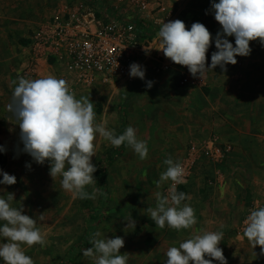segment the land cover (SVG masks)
I'll use <instances>...</instances> for the list:
<instances>
[{
  "label": "rangeland",
  "instance_id": "obj_1",
  "mask_svg": "<svg viewBox=\"0 0 264 264\" xmlns=\"http://www.w3.org/2000/svg\"><path fill=\"white\" fill-rule=\"evenodd\" d=\"M83 1L95 5L97 0H0V26L3 25V20H8L9 25L14 28L17 24L23 28L16 33L12 47H17L25 56H28L26 57L29 63L28 70L36 58V53L30 47L36 26L50 19L60 9L75 8ZM172 2L173 4L170 5H175V1ZM182 2L188 5L185 12L188 10L187 15L190 18L184 23L189 30L195 22L205 25L212 35H217L222 30L214 18L211 8L212 0H182ZM191 4L194 6L189 8ZM19 14L26 17L21 18V21L14 20L13 17ZM147 25L146 27L154 33L150 35L155 37L156 30L153 24ZM226 38L235 46L234 37ZM250 48L252 49L250 56H238L236 65H227L226 72L231 77L236 71L241 72L238 78H234L235 86L226 91L227 94L230 93L235 97L233 106L236 109H232V104L227 102L229 109L225 112L227 117L222 118V123L225 127H229H224L220 132H214L218 137L216 145L221 149L223 158L218 163H211L227 177H243L239 183H236L237 189L242 192L241 199H238V205H236L242 206L240 215L242 222L250 214V210L264 207V45L254 41L250 42ZM42 61L50 66V71L44 77L51 75L64 79L71 91L74 73L67 68L66 64L54 59L43 58ZM211 72L214 78L219 77L217 73H223L219 66ZM225 79H227L226 75L220 83ZM200 90L207 97L214 94L212 88L208 86ZM104 92L108 95L110 91L107 89ZM173 93L176 95L180 92L173 90ZM74 94L77 99L80 97L91 99L96 114L95 123H98L97 116L102 111L101 106H104L103 100L98 96L101 93L95 88L83 87ZM145 97L149 96L145 95ZM148 99L147 111L152 110L143 125L146 131L147 127L152 131L153 145L168 143L172 145L173 143L178 149H188L193 143L190 139L184 138L180 131L174 134L168 133L171 130L170 128L168 130L169 120L179 123L182 120L181 113L179 112L176 118H168L167 111L170 106L163 101L165 99L153 101ZM191 120V117L185 119L190 123ZM134 129L137 130L136 127ZM0 147L4 149L0 152V170L17 179V183L12 186L0 184V197L6 198L7 193H14L15 200L11 202L13 207L18 209L23 207L24 214L33 218H37L40 214L45 216L43 221L37 220V226L44 235L46 243L37 244L31 248L22 246L25 254L31 257L34 264H94L92 258L83 255V250L92 246L89 240L96 232L101 234L97 237L98 239L116 236L124 239L125 245L121 249V254H128L127 264H166V262L156 261L151 250L154 238L167 237L169 227L167 225L164 228L157 227L146 211L148 207L156 206L157 192L164 196L169 194L170 181L161 184L160 187L156 184L161 173L167 168L163 163L164 159H156L155 163L147 167V160H141L135 152L125 151L115 156L114 163L106 170L107 198L101 201L99 193L93 200L73 198L71 193L64 191L60 185L61 177H57L54 182L49 175L48 162L39 165L23 151L24 145L20 136L9 138L7 142L0 141ZM104 154L96 153V156L92 158L95 167ZM172 160L178 162L176 158ZM94 178L96 183L85 188V191L90 194L93 188H99L96 172ZM2 179L3 176L0 175V180ZM209 181L215 180L205 174L203 177H193V181L190 182L191 189L185 191L189 199L182 204H188L192 208L207 206L210 196ZM177 192L181 191L177 190ZM97 215L99 221L95 222L92 218ZM131 217L135 221V227H129L125 231L126 224L131 223ZM195 217L198 222L206 223V216L203 217L201 213L195 214ZM3 223L0 221V227ZM243 228L244 223L230 231H223V238H243L241 249L242 252L243 250L247 252L249 264H264V256L259 254V246L255 250L250 246L243 235ZM170 231L173 236L183 235L182 231L178 232L175 229ZM6 242L0 238V243ZM255 255L261 256L263 261L257 263L252 261L250 257ZM0 264L5 262L0 259Z\"/></svg>",
  "mask_w": 264,
  "mask_h": 264
},
{
  "label": "clouds",
  "instance_id": "obj_2",
  "mask_svg": "<svg viewBox=\"0 0 264 264\" xmlns=\"http://www.w3.org/2000/svg\"><path fill=\"white\" fill-rule=\"evenodd\" d=\"M211 8L214 18L221 26L215 37L217 51L212 53L211 65L207 64L206 54L211 47L213 37L205 25L195 22L190 30L179 19L164 22L157 33L159 51L176 65L186 67L196 78L203 77L208 70L218 66L223 72L227 65H236V57H248L251 54L250 42L258 41L264 45V0H212ZM226 37L235 38V46ZM130 77L145 79V70L141 65H130ZM13 90L12 101L7 108L17 120L20 129V140L23 151L39 165L50 164L49 175L56 181L61 177V188L72 194L73 198L96 199L99 188L92 193L85 191L86 186L94 185V173L97 171L92 163L96 156L94 141L97 134L111 146L119 148L127 145L144 160L148 156L146 142L137 139L136 130L129 126L123 134L116 135L106 128V121L95 123L94 103L88 97L76 98L64 79L47 76L39 79L18 78ZM153 83L147 82L151 88ZM4 149L0 147V152ZM167 166L157 187L171 181L168 195L156 193L157 204L146 209L148 216L159 228L167 227L175 230L190 229L197 223L194 209L182 204L189 199L183 192H177V185L184 183L185 170L179 162L171 158L165 159ZM67 166V170H66ZM31 167V165H27ZM3 179L0 184L12 186L17 183L13 175L0 170ZM14 193L0 197V259L5 264H34L31 257L25 254L22 246L31 248L44 245L45 237L37 226V220L43 221L44 214L33 218L24 214V208H15L11 202ZM243 235L255 250L260 248L264 256V207L253 208L244 220ZM135 227L131 223L126 228ZM101 234H92L89 244L83 250L85 257L92 258L94 264H127L128 254H121L125 245L122 237L98 239ZM223 239L222 232L202 231L179 243L178 247H170L166 252V264H227L223 250L219 247ZM205 257H208L207 259Z\"/></svg>",
  "mask_w": 264,
  "mask_h": 264
},
{
  "label": "crops",
  "instance_id": "obj_3",
  "mask_svg": "<svg viewBox=\"0 0 264 264\" xmlns=\"http://www.w3.org/2000/svg\"><path fill=\"white\" fill-rule=\"evenodd\" d=\"M172 1H175V5L173 6L170 5L173 4ZM164 3L170 8L172 7L173 17L171 21L179 19L185 22L190 18L187 15L188 10L185 12L188 5L182 2V0H164ZM193 6L194 5L191 4L189 8ZM20 15L21 14L14 16V20L21 21V18L26 17L25 15ZM158 17L156 16L154 20L161 19L162 15ZM154 20L153 18L151 19L156 30V36L153 37L154 46L152 52L161 54L162 52L159 51V38L157 33L162 24L164 22H169V20L164 19L162 22L158 23ZM7 21L8 20H3V25L0 26V141L2 142H7L9 138L20 136L17 120L14 114L7 108V105L12 101L13 90L17 86V84L13 82L16 81L18 83V78L21 76L27 79L43 78L44 75L50 71V66L45 64L42 58H35V62H32L33 65H30L31 68L28 70L29 63L26 61V57L28 56H25L17 47H12V43L15 42L16 33L20 31L22 27L17 24L14 28L9 25ZM212 37L213 42L206 54L207 64L209 66L211 65L212 53L217 51L215 47L216 35H212ZM153 67V63H146L143 65L142 68L145 70V79L141 80L139 78L134 84H126L123 81H111L106 83L101 77H98L92 85H87L78 82L74 75L72 81L73 86L71 88L73 93L83 89V87H92L101 93L98 96L103 100L104 106H101L102 111L97 116V121L98 123H101L102 120L106 121V128L108 130H113L116 135L123 134L129 126L132 128L136 127L137 139L147 142L148 156L144 159L147 160V167L151 166L156 162V159L159 158L164 160L176 158L177 161L181 163L187 155L188 150H184V148L178 149L174 147L173 143L172 145L169 143L166 145H153L151 137L152 131L148 127L146 131L143 125L148 114L152 110L150 109L147 111L148 98L150 101L165 99L163 101L170 106V109L167 111L169 113L167 116L168 118H176V115H178L179 112L181 113L180 116L182 120H180L179 123H176L175 120H169L170 127H168V130L169 128L171 129L168 132L169 134L180 131L184 138H188L193 142L192 144H206L211 141L217 144L218 137L214 132H220L225 127L222 123V118L224 119L227 117V114H225L229 109V107H227V102L232 104V109H236V107L233 106L235 97L230 93L227 94L226 91H229V89L235 86L236 79L234 78L241 74L240 71H236L231 77L227 72H223L222 74L217 73L219 77L214 78L213 72L208 70L204 77L207 81V86L212 88L214 94L207 97L201 93L200 89H186L175 95L173 93V90L176 91L174 76L172 74H155ZM224 75L227 76V79L220 83ZM148 81L153 83L151 88L147 87ZM107 89L110 91L108 95L104 92ZM145 95L149 97L146 98ZM188 117H191V123L185 121ZM95 145V153H105L99 159L96 167L99 163L104 162H106V167H110V165L114 163L115 156L123 154L125 151L134 152V150L126 144L119 148L111 146V144L101 138L99 134H97ZM204 174L207 175V177H213L215 180L213 182V187L209 189V204H207V206H198V208L195 207L193 209L195 214L201 213L203 217L206 216V223L197 221L196 225L192 228L179 230L183 232V235L178 236H173L170 231L171 228H169L167 237L154 238L151 252L156 261L166 262L167 250L173 246L178 247L179 243L191 238L194 234H201L202 231L205 230L215 232L230 231L237 227V225L239 226L243 223L240 220L242 206L241 204H239V207L236 206L238 205V199H241L240 195L242 193L241 190L237 189L236 183H239L243 177H227L221 173V171L214 168L213 164L209 163L204 158H199L193 177H203ZM189 189H191L190 184L186 188V191ZM241 241H243V238L240 237H236V239L233 237L222 239L219 247L223 250L227 264H249L247 252H245V250L242 252L241 248H243V244ZM205 258L207 259L208 257ZM250 258L256 263L263 261V258L258 255ZM213 264H219V262L213 261Z\"/></svg>",
  "mask_w": 264,
  "mask_h": 264
},
{
  "label": "built area",
  "instance_id": "obj_4",
  "mask_svg": "<svg viewBox=\"0 0 264 264\" xmlns=\"http://www.w3.org/2000/svg\"><path fill=\"white\" fill-rule=\"evenodd\" d=\"M172 17L173 10L164 0H97L95 5L83 1L75 8L60 9L36 26L30 47L36 58L63 61L77 81L87 85L98 77L106 83L134 84L139 78L130 77V65L153 63L155 74L174 76L179 92L207 87L205 77L194 78L186 67L174 64L163 53L152 52L153 37L147 24L152 18L158 23ZM199 158L218 163L223 153L214 141L191 144L180 163L185 176L177 190L193 181ZM213 184L208 182V191Z\"/></svg>",
  "mask_w": 264,
  "mask_h": 264
},
{
  "label": "trees",
  "instance_id": "obj_5",
  "mask_svg": "<svg viewBox=\"0 0 264 264\" xmlns=\"http://www.w3.org/2000/svg\"><path fill=\"white\" fill-rule=\"evenodd\" d=\"M149 34L153 35L154 33L152 31L148 32ZM152 37V36H151ZM106 162L104 163H99L96 167L97 171H96V175H97V184L98 187L101 191V193H104V195H101V201H104L105 198H107V176H106ZM181 192L186 191L185 187H181L180 190ZM93 221L98 222V215L96 217L92 218Z\"/></svg>",
  "mask_w": 264,
  "mask_h": 264
}]
</instances>
